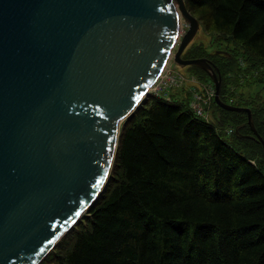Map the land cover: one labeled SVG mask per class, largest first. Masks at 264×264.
Instances as JSON below:
<instances>
[{
  "label": "water",
  "instance_id": "water-1",
  "mask_svg": "<svg viewBox=\"0 0 264 264\" xmlns=\"http://www.w3.org/2000/svg\"><path fill=\"white\" fill-rule=\"evenodd\" d=\"M199 28L184 0H0V264H39L97 200L121 123L172 55L247 114L264 152L218 69L182 58Z\"/></svg>",
  "mask_w": 264,
  "mask_h": 264
},
{
  "label": "trees",
  "instance_id": "trees-1",
  "mask_svg": "<svg viewBox=\"0 0 264 264\" xmlns=\"http://www.w3.org/2000/svg\"><path fill=\"white\" fill-rule=\"evenodd\" d=\"M184 3L217 49L191 42L182 58L218 69L220 99L250 109L264 141V0ZM181 90L121 123L100 196L39 264H264L262 144L246 113L213 101L203 119Z\"/></svg>",
  "mask_w": 264,
  "mask_h": 264
},
{
  "label": "built area",
  "instance_id": "built-area-1",
  "mask_svg": "<svg viewBox=\"0 0 264 264\" xmlns=\"http://www.w3.org/2000/svg\"><path fill=\"white\" fill-rule=\"evenodd\" d=\"M186 87L190 93V104L195 114L203 119L208 120L214 101V87L212 84L199 82L194 76L187 77L186 74L172 68L170 65L165 66L159 74L154 84L149 88L148 94L156 97L168 99L166 89H180ZM231 132V130H228Z\"/></svg>",
  "mask_w": 264,
  "mask_h": 264
},
{
  "label": "rangeland",
  "instance_id": "rangeland-1",
  "mask_svg": "<svg viewBox=\"0 0 264 264\" xmlns=\"http://www.w3.org/2000/svg\"><path fill=\"white\" fill-rule=\"evenodd\" d=\"M183 18H181V36L186 32V30H187V27H188V25H187V23L185 22V21H183L182 20ZM208 33H206V32H204L203 30H202V27L198 30V32H197V34H196V36L194 37V39H193V41H192V43L191 44H194V45H198V44H202L203 46H205V47H207V49L209 50V51H211V50H216L217 48L214 46H210V36L209 35H207ZM180 36V37H181ZM180 37H179V39H178V41H177V45H178V42L180 41ZM190 44V45H191ZM177 47V46H176ZM176 47H175V49H174V51H173V53L175 52V50H176ZM167 65H170L172 68H175L176 70H178V71H180L181 73H184V74H186L187 75V77H191V76H194L195 78H197L194 74H191L190 72H188L187 70H186V68L184 67H179V66H177L175 63H174V61H173V55H172V58H170L169 60H168V62H167V64L165 65L166 67H167ZM164 69V68H163ZM197 80L199 81V82H203L202 80H199L198 78H197ZM212 83V82H211ZM205 84H209V83H205ZM182 88H180L179 89V91L178 92H175L174 90H178V89H175V88H168V89H166V93H167V95L170 97V95H178V93H184L182 90H181ZM189 92V91H188ZM248 94L246 93V96H247ZM136 110V109H135ZM208 112H212V109H209L208 110ZM208 118H210V116L208 115ZM121 126V125H120ZM76 224V223H75ZM67 234V233H66ZM65 234V235H66ZM64 235V236H65ZM49 254V253H48ZM47 254V255H48ZM46 255V256H47ZM45 256V257H46Z\"/></svg>",
  "mask_w": 264,
  "mask_h": 264
},
{
  "label": "bare ground",
  "instance_id": "bare-ground-1",
  "mask_svg": "<svg viewBox=\"0 0 264 264\" xmlns=\"http://www.w3.org/2000/svg\"><path fill=\"white\" fill-rule=\"evenodd\" d=\"M167 62H168V61H167ZM166 64H167V63H166ZM166 64H165V65H166ZM165 65H164V67H165ZM164 67H163V68H164ZM162 70H163V69H162Z\"/></svg>",
  "mask_w": 264,
  "mask_h": 264
}]
</instances>
